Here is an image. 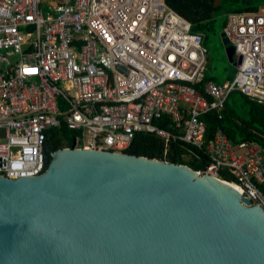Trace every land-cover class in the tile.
<instances>
[{
    "label": "built area",
    "instance_id": "1",
    "mask_svg": "<svg viewBox=\"0 0 264 264\" xmlns=\"http://www.w3.org/2000/svg\"><path fill=\"white\" fill-rule=\"evenodd\" d=\"M223 32L236 74L202 83L203 35L165 0H0V177L39 176L53 128L76 132L75 148L120 153L149 134L164 154L172 140L202 151L200 173L264 209V146L220 129L206 143L202 119L233 92L264 103V8L228 16Z\"/></svg>",
    "mask_w": 264,
    "mask_h": 264
},
{
    "label": "water",
    "instance_id": "2",
    "mask_svg": "<svg viewBox=\"0 0 264 264\" xmlns=\"http://www.w3.org/2000/svg\"><path fill=\"white\" fill-rule=\"evenodd\" d=\"M45 161L37 177H0V264H264V209L228 182L127 152Z\"/></svg>",
    "mask_w": 264,
    "mask_h": 264
},
{
    "label": "trees",
    "instance_id": "3",
    "mask_svg": "<svg viewBox=\"0 0 264 264\" xmlns=\"http://www.w3.org/2000/svg\"><path fill=\"white\" fill-rule=\"evenodd\" d=\"M165 3L192 24V32L203 35L204 46L210 36L216 34V23L219 19H226L229 15L254 13L259 8H264V0H165ZM226 24L227 19L224 20L222 30ZM231 67L236 72V68ZM209 79L205 75L202 83ZM244 105L248 106V117L245 119L239 113L240 107ZM202 119L207 125L206 143L220 129L233 143L256 141L264 145V103L250 99L240 92H233L229 96L221 114L214 111L206 114ZM76 136V132L65 126L49 130L45 141L47 152L52 153L72 146ZM168 146L164 154L165 147L162 139L154 135L138 134L125 152L149 158H164L175 164L188 165L197 171L206 168L208 158L202 151L191 148L180 140H172ZM224 178L229 182H235V179L227 174Z\"/></svg>",
    "mask_w": 264,
    "mask_h": 264
},
{
    "label": "rangeland",
    "instance_id": "4",
    "mask_svg": "<svg viewBox=\"0 0 264 264\" xmlns=\"http://www.w3.org/2000/svg\"><path fill=\"white\" fill-rule=\"evenodd\" d=\"M263 8V7H262ZM227 19V18H226ZM225 18H221L216 23V34L210 36L205 44V48L208 50V76L215 77L217 80L222 81L229 76H232L233 69L229 64L226 54L225 46L222 43L221 33L222 25ZM240 116L242 118L248 117V106H241L239 109Z\"/></svg>",
    "mask_w": 264,
    "mask_h": 264
},
{
    "label": "crops",
    "instance_id": "5",
    "mask_svg": "<svg viewBox=\"0 0 264 264\" xmlns=\"http://www.w3.org/2000/svg\"><path fill=\"white\" fill-rule=\"evenodd\" d=\"M230 16V15H229ZM228 19V18H227ZM207 52H208V50H207ZM207 55H208V53H207ZM228 60V59H227ZM229 62V61H228ZM230 64V63H229ZM231 65V64H230ZM231 66H233V65H231ZM233 67H235L236 68V71H237V67L236 66H233ZM233 69V68H232ZM207 72H208V57H207V65H206V71H205V75H206V77H209L210 79L209 80H213V81H215V82H217V83H220V84H224V83H226V82H229V81H231L233 78H234V76H235V74H236V72L234 71V69H233V73H232V76H229V78H226V79H224V80H222V81H219V80H217L215 77H212V76H208V74H207ZM208 81V80H207ZM202 92H203V90H201ZM205 122V121H204ZM264 146V145H263Z\"/></svg>",
    "mask_w": 264,
    "mask_h": 264
},
{
    "label": "bare ground",
    "instance_id": "6",
    "mask_svg": "<svg viewBox=\"0 0 264 264\" xmlns=\"http://www.w3.org/2000/svg\"><path fill=\"white\" fill-rule=\"evenodd\" d=\"M231 187H232L235 191H237L238 193H241V192H242V190L240 189V187H238V186L235 185V184H231Z\"/></svg>",
    "mask_w": 264,
    "mask_h": 264
}]
</instances>
